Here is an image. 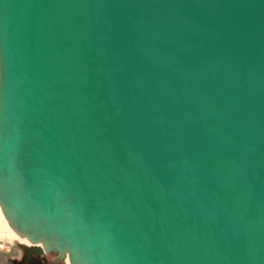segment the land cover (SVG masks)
I'll list each match as a JSON object with an SVG mask.
<instances>
[{
  "label": "water",
  "instance_id": "obj_1",
  "mask_svg": "<svg viewBox=\"0 0 264 264\" xmlns=\"http://www.w3.org/2000/svg\"><path fill=\"white\" fill-rule=\"evenodd\" d=\"M0 70L9 221L83 264H264V0H0Z\"/></svg>",
  "mask_w": 264,
  "mask_h": 264
},
{
  "label": "bare ground",
  "instance_id": "obj_2",
  "mask_svg": "<svg viewBox=\"0 0 264 264\" xmlns=\"http://www.w3.org/2000/svg\"><path fill=\"white\" fill-rule=\"evenodd\" d=\"M6 211L1 203L0 217L2 226L8 230V235L13 240L28 245L26 247H36L45 252L57 250L60 253L61 260L66 264H83V256L74 250L61 234L51 229L48 222L42 220L29 221L24 224L25 228L21 229L17 226V223L9 221L8 216L10 215L6 214L7 217L4 215Z\"/></svg>",
  "mask_w": 264,
  "mask_h": 264
},
{
  "label": "rangeland",
  "instance_id": "obj_3",
  "mask_svg": "<svg viewBox=\"0 0 264 264\" xmlns=\"http://www.w3.org/2000/svg\"><path fill=\"white\" fill-rule=\"evenodd\" d=\"M1 204V202H0ZM5 216L6 213H4ZM22 217L23 219H28V216H18ZM5 233H4V232ZM8 230L6 228H3L2 226V220L0 217V234L5 235L6 239L0 241V260L1 264H6L7 259H11L12 261H17L20 262L22 259L21 256L23 254H40L43 257H46V263L47 264H65L61 258H60V253L55 250V251H49V252H44L39 248L36 247H26L20 245L17 241L13 240L9 235H8ZM8 236V237H7ZM57 251V252H56Z\"/></svg>",
  "mask_w": 264,
  "mask_h": 264
},
{
  "label": "flooded vegetation",
  "instance_id": "obj_4",
  "mask_svg": "<svg viewBox=\"0 0 264 264\" xmlns=\"http://www.w3.org/2000/svg\"><path fill=\"white\" fill-rule=\"evenodd\" d=\"M4 228V227H3ZM19 243V242H18ZM20 245L28 246L24 243H20ZM42 248V247H41ZM43 250H46L45 248H42ZM45 252V251H44ZM35 253V252H34ZM23 254L22 259L20 262L12 261L11 259L6 260V264H47L46 257L41 256L40 254ZM65 263V262H64ZM66 264V263H65Z\"/></svg>",
  "mask_w": 264,
  "mask_h": 264
},
{
  "label": "crops",
  "instance_id": "obj_5",
  "mask_svg": "<svg viewBox=\"0 0 264 264\" xmlns=\"http://www.w3.org/2000/svg\"><path fill=\"white\" fill-rule=\"evenodd\" d=\"M4 232V231H3ZM5 233V232H4ZM8 237V236H7ZM4 239H6V237H5V235H3V234H0V241L1 240H3L4 241ZM0 264H1V260H0Z\"/></svg>",
  "mask_w": 264,
  "mask_h": 264
}]
</instances>
